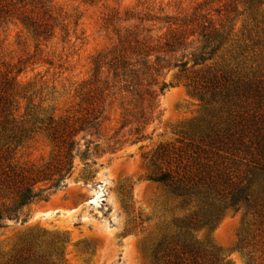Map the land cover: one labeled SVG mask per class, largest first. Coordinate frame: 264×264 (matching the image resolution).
<instances>
[{"label":"trees","instance_id":"trees-1","mask_svg":"<svg viewBox=\"0 0 264 264\" xmlns=\"http://www.w3.org/2000/svg\"><path fill=\"white\" fill-rule=\"evenodd\" d=\"M241 16L260 23L264 0H199L173 16L113 9L103 19L109 44L89 58L68 101L53 106L42 88L20 85L18 77L33 66L54 68L57 62L61 69V56L47 45L67 43L75 28L54 0H0V34L19 25L24 41L33 42L15 61L0 55V228L63 190L75 160L90 165L91 147L146 140L145 129L158 116L157 97L171 85L165 77L174 71V80L209 111L146 155L151 180L179 212L150 244L153 264H231L197 232L239 210L249 216L242 248L250 247L264 264V78L245 73L235 58L215 62ZM35 138L48 144L47 157L16 160L18 149ZM21 252L26 264L29 243Z\"/></svg>","mask_w":264,"mask_h":264},{"label":"rangeland","instance_id":"rangeland-1","mask_svg":"<svg viewBox=\"0 0 264 264\" xmlns=\"http://www.w3.org/2000/svg\"><path fill=\"white\" fill-rule=\"evenodd\" d=\"M199 0H54L67 17L75 34L64 43H48L62 58L61 69L47 65L28 67L18 82L42 88L49 104L62 106L88 70L89 58L109 44L103 19L111 10L135 8L158 15L182 14ZM261 20V21H260ZM254 24L241 16L236 20L231 43L215 62H235L244 72L255 71L264 78V18ZM263 22V23H262ZM24 34V33H23ZM21 33L19 25H9L0 34V55L6 61L31 50L33 42ZM258 42V44H257ZM175 72L165 77L171 85L157 97V119L145 129L146 140L108 149L100 144L90 148V165L78 159L67 186L46 202H36L17 222L7 221L0 228V264H22L21 249L29 243L26 264H153L149 246L172 217H178L176 203L151 180L154 173L146 155L159 144L170 143L191 121L206 118L208 108L193 96L183 83L174 80ZM253 107V104L249 105ZM247 107V108H250ZM242 112L243 110L237 109ZM50 148L42 138L18 149V161L46 158ZM94 163V164H91ZM244 210L227 212L212 230L197 232L210 242L231 264H258L250 247L242 248ZM251 239V236L249 237ZM248 240L250 241V239Z\"/></svg>","mask_w":264,"mask_h":264}]
</instances>
